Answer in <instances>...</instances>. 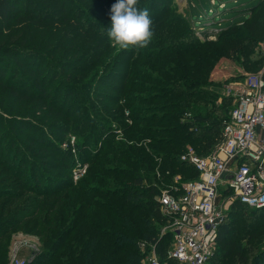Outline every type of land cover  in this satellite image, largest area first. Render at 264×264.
<instances>
[{
  "label": "trees",
  "instance_id": "trees-1",
  "mask_svg": "<svg viewBox=\"0 0 264 264\" xmlns=\"http://www.w3.org/2000/svg\"><path fill=\"white\" fill-rule=\"evenodd\" d=\"M197 1L201 8L196 7L194 13L200 21L202 17L207 18V9L205 0ZM116 2L0 0V95L8 92L20 103L62 112L64 105L71 101L72 92L66 84L73 85L71 72L79 69L77 60L87 61L107 54L110 49V45H104L109 42L110 9ZM162 2L169 0H138L137 6L145 3L144 8L150 11ZM207 5L210 6L208 12L214 9L210 2ZM228 12L227 19L214 27L219 32L215 41L199 46L189 36L191 29H187L186 36H181L169 49L159 45L165 43L164 38L155 37L146 48L133 49L127 61L113 63L114 69L110 72H114L115 77L119 76V69L127 65L129 88L137 87L138 82L131 77H138L140 62L149 70L161 69L167 75L160 81L164 86H157L149 97V101L159 103L152 105L150 114L147 111L142 115L134 114L139 109L127 104L129 115L123 118V125L119 121L124 113L114 114L105 105L108 120L95 116L93 128L86 135L100 141L106 124L117 121L115 130L121 131L123 140L108 142L107 150L111 154H95L92 160H85V148L81 149L80 160L88 163L89 168L77 182L72 178L76 162L70 152L59 147L54 149L55 154H60L58 162L64 164V173L68 176L59 181L37 165L36 160H39L41 165L55 168L40 158L49 151L44 147L47 144L44 136L28 138L27 143L34 146L30 158L10 138H16L18 131L29 127L22 121L27 117L26 112H22L20 121L14 117L8 122L9 137L0 136V140L5 137L0 147L7 140L5 154L0 152L3 169L0 172V264H10L9 234L18 227L39 237L43 247L28 264H142L148 251L141 248L142 244L156 246L163 264H178L168 259L165 240L160 237V228L168 218L162 213L157 197L161 189L184 184L175 182V176L188 172L194 177L188 181L198 178L195 168L182 162L180 157L187 145L197 150L204 147L208 152L199 153L201 156L213 152L223 141L224 121L232 109L231 98H223V105H217L210 101L208 91L198 87L208 82L212 67L220 59L242 60L250 65L253 73L262 65L259 42L264 39L263 3L244 0ZM246 19L249 20L241 28L235 26ZM253 53L260 56L254 63L249 61ZM167 59H173L175 74H165L162 69L168 65ZM109 61L103 63V69H110ZM118 91L125 97L122 89ZM130 91L127 90V103L133 101ZM92 93L102 101L120 102L109 92L95 90ZM86 108L97 111L98 105L89 103ZM141 121L159 124L145 126L138 124ZM173 121L174 125L162 124ZM87 123H91V117L86 114L84 125ZM0 129L5 127L0 125ZM12 150L15 155H21L18 163L7 157ZM141 171H146L147 175L143 176ZM2 175L9 177L2 178ZM223 193L230 194L226 190ZM231 208L226 210L218 233V248L209 264H263L264 238L253 225L264 218V208L251 209L239 202L232 203ZM230 216L237 217L232 226L235 224L239 229L232 230ZM230 234L235 235L233 240ZM238 237L241 238L236 243ZM58 253L60 255L56 256Z\"/></svg>",
  "mask_w": 264,
  "mask_h": 264
},
{
  "label": "rangeland",
  "instance_id": "rangeland-1",
  "mask_svg": "<svg viewBox=\"0 0 264 264\" xmlns=\"http://www.w3.org/2000/svg\"><path fill=\"white\" fill-rule=\"evenodd\" d=\"M236 1H238V3ZM259 1L263 3L264 8V0ZM208 2H210L211 6L214 8L209 12L208 9L210 6L207 5ZM223 2H227L226 5L222 4ZM242 2H244V0H205L204 6L207 9V18L202 17L200 21H197L195 17L196 14L194 13V9H196V7L199 6L201 8V4L197 0H169V2L167 3L162 2L158 7H153L152 9H150V11L148 9L150 19L152 20V40L155 37H159L160 39L164 38L165 43H160L159 45L162 49H169L171 44L176 45L180 41L181 36H186L188 31L187 29H191L189 36L193 39L195 44L200 46L204 45L207 42L215 41L219 32L214 27L218 26L219 23L227 19L229 13L228 9L237 6ZM144 6L145 3H139L137 7L143 9ZM248 20L249 19L238 22L235 24V26L241 28ZM195 24H198L196 25L197 27L194 26ZM261 42L262 41L259 42V47H261ZM107 45H110V49L107 51V54H102L99 57H95L87 61L84 60V58L80 61L77 60L76 66L79 67V69L71 72V82H73V85L66 84L68 85L67 89L69 88V90L72 92V95L69 97L71 98V101L64 105L65 108L62 110V112H58L51 107L45 106L41 109H37V107H33V104L30 105L26 103H20L21 101H17L16 99L10 97L8 92L0 95V125L5 127V129H0V136L3 134V136L5 135L6 138L9 137L8 135L10 134V131L9 127L7 126L8 122L14 117L15 119H17V121H20L18 120L20 115H22V112H26L27 117L23 118L22 121H25V124H28L29 127H25L24 129H22V131H18L20 134H18L16 138H10L12 140H15V142L19 144V146H21V150L25 152V156H27V158H30L28 156L29 154H31V152L34 151V146H31L30 143H27L28 138L44 136L47 143L46 145H44V147H48L49 151L46 150L44 156L40 158H42V162L47 161L48 164L55 166V168L45 167L41 165L42 163H40L39 160H36V162H38L37 165H39V167L42 166L40 168L42 172H44L45 174H49L52 177H57L59 181L68 178V176L64 173V164L58 162L60 154L57 155L54 153L55 147H59L58 149L64 152H70L77 164L84 163L80 160L79 156V152L81 149L85 148L84 159L92 160L95 154H100V156H103V154H111V152L107 150L108 142L112 140H123L121 131L115 130L116 128H118L117 121H112L106 124L107 127L105 128V133L102 135V139L100 141L95 139L91 140L88 138V135H86L93 128L91 127V125L93 124L95 116H99L108 120L107 116L104 114L105 110L103 108L105 105L109 106V110L114 114H117V112L124 113V116L121 115L123 117H121V120L119 121L120 124L123 125V118H127V116L129 115L127 104L139 109L134 114L142 115L147 111L148 114H150L149 109L152 108V105L159 103L158 101H149V97L154 92H156L157 86H159V88L164 86V84L160 81H163L167 75H164L163 72L160 71L161 69L149 70L147 69V65L144 62H140L138 64V77H131V80H135L138 82L137 87L129 88L127 86V65L122 66L119 69L120 73L117 77L112 75V73L114 72L111 73L110 70L114 69L113 63L119 64L121 63L120 61H127V56L131 55L133 49L122 50L118 46L114 45L110 41V39L109 42L104 45V47ZM134 54H137V52L135 51ZM129 58L132 57L130 56ZM98 60L100 61L98 62ZM108 61L111 63V66L110 69L105 70L103 69V63L105 62L106 64ZM167 62L169 66L165 65L162 68L165 74H175L176 67L173 59H167ZM81 69H85V71L82 72ZM253 72L254 71L250 69V65L243 62L242 60L220 59L216 63V65L212 67V72L209 75L208 82L204 86H199L198 88L209 92V94L211 95V102L213 101L217 105H223V98H226L225 94H227V87L233 82L238 81L240 80V78L246 77ZM106 74H110L109 77H105ZM146 74H149L150 77H144ZM50 88L53 89V84L50 85ZM67 89H65L66 92ZM119 89H122L125 92V97L118 94L120 93V91L116 92ZM93 90L104 93L109 92L115 95L117 97V100L119 99L120 102L112 103L107 102V100L102 101L92 93L94 92ZM127 90H131L130 92L133 98V101H131L130 103H127ZM89 103L97 104L98 110L94 111L92 109H87L86 107H88ZM86 114L90 115L91 123H87V125H84ZM182 120L184 122V119ZM138 124L145 126H155L159 123L141 121ZM162 124L174 125V121L173 123L171 122ZM167 136L171 137L175 135ZM5 137H2V139H4ZM2 139L0 141H3ZM216 142L217 140L214 141V143ZM148 143V141H145V144ZM6 144L7 140H4L0 147V152L2 154H5V151L7 150ZM187 146L193 147L190 145ZM186 147L185 151L187 150ZM195 150L197 154L208 152L204 147H199L198 150ZM12 154L15 155L13 150ZM12 154L7 156L9 161L15 159V162L18 163V161L21 160V155L14 156ZM26 166L28 168L29 164H26ZM2 170V167H0V172ZM141 174L143 176L147 175L146 171H141ZM8 177V175H2V178ZM193 178L194 177L191 173L186 172L184 173V175L181 174L179 176H175L174 180L175 182L182 184ZM1 186H3V183ZM162 186L165 185L162 184ZM165 189L168 188L161 189V191ZM223 191L224 187L221 189L219 204L225 210L229 211L232 209L231 203L226 201L227 196L225 195V193H223ZM237 217L240 218L239 215H237ZM237 217L230 216L229 218L232 230L240 228L239 226L235 227V224L232 226L234 220ZM168 223L169 221L167 220L162 224L160 228V237L165 240L164 249L166 252L169 250L172 244V238L166 230V228L168 227ZM253 226L256 229V232H259L264 238V218L256 221ZM9 236L10 262L14 254L13 249L16 244H24L19 246L17 254L18 258L22 261H29L28 259L32 256L33 251L38 252L43 249L39 237L27 234L22 227H18L17 229L12 231ZM229 238L233 240L235 238V235L230 234ZM240 238L241 237L235 239V242H239ZM58 255L60 254L58 253L56 256Z\"/></svg>",
  "mask_w": 264,
  "mask_h": 264
},
{
  "label": "built area",
  "instance_id": "built-area-1",
  "mask_svg": "<svg viewBox=\"0 0 264 264\" xmlns=\"http://www.w3.org/2000/svg\"><path fill=\"white\" fill-rule=\"evenodd\" d=\"M260 46L261 68L226 89L232 109L224 121L223 141L208 155L201 156L188 147L180 157L195 168L198 178L162 190L157 197L172 238L167 256L178 264H209L214 256L226 217L219 204L223 187L230 193L226 198L229 203L264 208V39ZM88 168L87 163H77L73 180L85 176ZM20 245L24 244L14 246L10 264H24L17 255ZM141 248L148 249L142 264H163L156 246L142 244Z\"/></svg>",
  "mask_w": 264,
  "mask_h": 264
},
{
  "label": "clouds",
  "instance_id": "clouds-1",
  "mask_svg": "<svg viewBox=\"0 0 264 264\" xmlns=\"http://www.w3.org/2000/svg\"><path fill=\"white\" fill-rule=\"evenodd\" d=\"M138 0H117L110 9L111 26L107 30L110 41L122 50L146 48L152 40V20L148 9L137 7ZM260 56L253 53L250 62Z\"/></svg>",
  "mask_w": 264,
  "mask_h": 264
},
{
  "label": "water",
  "instance_id": "water-1",
  "mask_svg": "<svg viewBox=\"0 0 264 264\" xmlns=\"http://www.w3.org/2000/svg\"><path fill=\"white\" fill-rule=\"evenodd\" d=\"M39 252H40V251H38V252L33 251L32 256L28 259L29 261H24V264H27V262H28V263H31V262L35 259V256H36Z\"/></svg>",
  "mask_w": 264,
  "mask_h": 264
}]
</instances>
